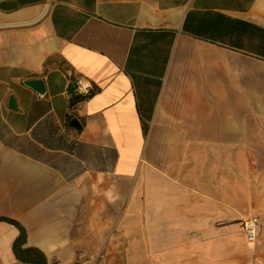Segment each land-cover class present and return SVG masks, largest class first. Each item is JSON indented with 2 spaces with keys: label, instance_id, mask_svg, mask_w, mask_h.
<instances>
[{
  "label": "crops",
  "instance_id": "0c3cea01",
  "mask_svg": "<svg viewBox=\"0 0 264 264\" xmlns=\"http://www.w3.org/2000/svg\"><path fill=\"white\" fill-rule=\"evenodd\" d=\"M0 217L48 264H264V0H0Z\"/></svg>",
  "mask_w": 264,
  "mask_h": 264
},
{
  "label": "trees",
  "instance_id": "16d2710c",
  "mask_svg": "<svg viewBox=\"0 0 264 264\" xmlns=\"http://www.w3.org/2000/svg\"><path fill=\"white\" fill-rule=\"evenodd\" d=\"M92 93H89L88 95L85 96L75 93L71 99V103H75L81 100L82 98H86L90 96ZM0 219L10 222L11 224L15 225L19 230L18 235L16 236V238L13 240L12 243V251L17 260L29 264H48L45 254L40 249L33 246L25 245L26 231L20 223H18L14 219H8L5 217H0Z\"/></svg>",
  "mask_w": 264,
  "mask_h": 264
},
{
  "label": "built area",
  "instance_id": "2783aa9c",
  "mask_svg": "<svg viewBox=\"0 0 264 264\" xmlns=\"http://www.w3.org/2000/svg\"><path fill=\"white\" fill-rule=\"evenodd\" d=\"M73 91L76 94L85 96L95 92L96 88L90 81L83 78H76L73 81ZM242 226L245 239L248 242H254L260 230L258 219L256 217L247 218L243 221Z\"/></svg>",
  "mask_w": 264,
  "mask_h": 264
},
{
  "label": "water",
  "instance_id": "95a60500",
  "mask_svg": "<svg viewBox=\"0 0 264 264\" xmlns=\"http://www.w3.org/2000/svg\"><path fill=\"white\" fill-rule=\"evenodd\" d=\"M22 82H23L24 85L32 88L33 90H35L40 95L45 93L43 80L41 78H39V77L25 78V79L22 80ZM9 106L10 107H14L15 106L14 100H13V98L11 96L9 97ZM69 124L71 126L76 127V128L80 127V125H79V123H78L76 118H72L69 121Z\"/></svg>",
  "mask_w": 264,
  "mask_h": 264
}]
</instances>
